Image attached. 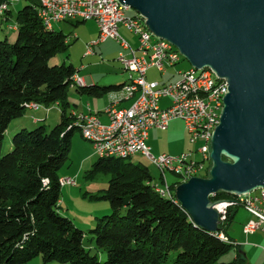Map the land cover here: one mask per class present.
I'll return each mask as SVG.
<instances>
[{
	"label": "trees",
	"instance_id": "16d2710c",
	"mask_svg": "<svg viewBox=\"0 0 264 264\" xmlns=\"http://www.w3.org/2000/svg\"><path fill=\"white\" fill-rule=\"evenodd\" d=\"M18 11L15 43L0 39V264H26L41 256L43 264H217L232 245L227 229L239 205L230 207L227 219L212 233L194 225L174 198L152 188L154 177L145 166L128 160L98 159L95 172L112 174L108 188L95 198L109 201L112 213L98 219L90 231L96 247L107 253L101 262L84 247L86 233L59 212V171L69 160L72 140L80 130L69 103V88L77 74L72 65L50 66L69 44L61 31L47 29L39 17L37 0ZM5 0H0V8ZM8 9L0 12L9 21ZM83 22V21H82ZM77 92L100 97L122 86L81 87ZM58 104L61 122L52 129L39 125L22 129L12 138V150L3 155L2 144L11 122L25 115L31 105ZM179 184L180 181L173 183ZM213 201H236L217 193ZM243 253L236 261L243 262Z\"/></svg>",
	"mask_w": 264,
	"mask_h": 264
},
{
	"label": "built area",
	"instance_id": "2783aa9c",
	"mask_svg": "<svg viewBox=\"0 0 264 264\" xmlns=\"http://www.w3.org/2000/svg\"><path fill=\"white\" fill-rule=\"evenodd\" d=\"M15 2L18 0H5L0 12L4 13L9 5ZM47 2L53 25L69 21L97 23L99 37L87 45L86 55H94V47L108 39L115 40L126 51L119 54L117 61L123 71L129 74V80L122 87V92L110 94V104L105 109L109 123H102L99 117L92 113L72 112L75 124L85 125L86 134L95 138L93 145L95 155L99 159L121 160H130L136 155L144 157L160 173V179L153 183L152 188L170 192L175 196V190L168 182L167 173L180 178L181 183L192 177H203L208 174L212 166L208 137H213L220 123L223 110L220 108V99L228 93L227 82L213 79V73L196 75L193 67L176 72L178 77L176 80L164 84L150 82L146 79L150 69H157L164 75L169 69L177 66L182 58H178L176 53L172 52L170 42L156 36L153 38L154 35L146 26L145 20H140L139 14L127 16L126 12L130 8L118 4V0H47ZM121 27L136 37L138 42L136 48L120 34ZM80 79L84 83L81 77ZM166 98L170 104L162 107L161 101ZM131 99L134 101L129 108L117 107L122 101ZM177 119L184 122L190 143L196 145L200 142L201 145L194 152L178 156L167 154L155 156L147 144L150 131L167 129L171 121ZM61 184L77 186V181L67 178L62 180ZM236 205L244 207L253 217L244 225V234L246 236L257 232L264 234V188L239 196L236 201L223 200L216 205L221 223L226 221L228 209ZM220 235L225 237L224 234ZM226 239L232 246L236 245L234 241Z\"/></svg>",
	"mask_w": 264,
	"mask_h": 264
},
{
	"label": "water",
	"instance_id": "95a60500",
	"mask_svg": "<svg viewBox=\"0 0 264 264\" xmlns=\"http://www.w3.org/2000/svg\"><path fill=\"white\" fill-rule=\"evenodd\" d=\"M173 44L197 70L228 84L211 140L208 177L176 188L194 225L219 232L217 193L236 197L264 188V0H120Z\"/></svg>",
	"mask_w": 264,
	"mask_h": 264
},
{
	"label": "rangeland",
	"instance_id": "374dc122",
	"mask_svg": "<svg viewBox=\"0 0 264 264\" xmlns=\"http://www.w3.org/2000/svg\"><path fill=\"white\" fill-rule=\"evenodd\" d=\"M28 3L29 2L27 0H18V2L9 5V11L12 16L9 21L2 22V27L0 29L1 40L7 39L10 43L16 42L17 31L13 29V27L16 26V16L18 11L24 8ZM126 14L127 16L137 15V13L131 8L126 12ZM53 26L55 31H60L58 29V25L54 24ZM59 26L66 29L65 34H67L69 30L72 31V33L68 35V40L71 43L66 52L58 54L49 62L50 66H60L65 62L67 66L72 64L78 69L84 65L87 67V70L80 72L82 77L88 73L98 74V76L102 77L101 82L104 84H107L106 82H110V80L117 78L119 73H115L116 70L112 69V66L115 68V66L118 65L116 59L118 58L121 50L118 42L110 39L96 48V57L84 56V53L86 55L87 52V45L84 46V43L89 40L88 42L90 44L93 41H96L99 37V34L98 36L96 35L99 33V29L97 31L95 21H76L74 25L61 24ZM120 34L125 39L130 41V43H135L136 37L129 33L124 27H121ZM75 35H77V39L74 38ZM96 36L97 39L92 41V39L96 38ZM153 38L156 37L154 36ZM191 67L192 66L189 61L182 57L181 62L174 68L169 69L166 75L164 74V76H162L157 69H150L146 79L150 82L157 81L164 83L169 80L171 75H175L173 80H176L178 79L176 72L186 71ZM126 76L127 77L125 78H128L129 80L128 73H126ZM76 89L77 85L69 88V102L72 101L75 104H78L77 102L81 98L76 92ZM97 100H99V102L96 103V100H94L92 103L95 109L96 106H102L105 104V98H97ZM161 105L162 107H166L169 105V100H163ZM28 109L35 108L29 107ZM35 110L37 111H35L36 116L43 118L45 121V124L43 125L47 128H54L57 125L60 114L55 109V106H49L48 108L40 106ZM25 115L26 117L31 116L28 110ZM23 117L13 120L9 125L2 144L1 152L3 155L11 152L12 138L16 133L22 129L31 131L37 127H31L29 125H27L29 127L26 128L22 127V123L25 122ZM148 140L147 142L152 147V153L155 156H159L161 154L178 156L183 153L194 152L201 145L200 142L196 145L190 143V137L185 129L184 122L180 119L174 120L167 129L153 130L149 133ZM91 144L92 143L83 138L80 130L75 133L72 140L70 158L59 171V176L61 181L67 178L76 180L77 186L62 185L59 212L62 216H68L73 221L76 228L86 233L83 241L84 247L87 250H90L92 254H96L101 262H105L107 260V253L96 247L93 235L90 234V231L96 228L99 218L112 213V208L108 200L95 198L96 195L100 193L102 194L104 190L108 188L109 181L112 179V174H107L101 171L95 173L93 172L94 165L99 158L95 155ZM128 162L134 166L141 164L142 166L147 167L148 171L155 179L154 182L160 179L159 171L144 157L136 155L128 160ZM208 175L209 173L205 174L203 177L206 178ZM166 176L169 184H171L170 186H173V183L180 181V178L171 173H167ZM175 185H178V183ZM172 188L176 193L177 187ZM159 194L161 195V193ZM251 219L252 216L244 207L239 206L237 208L236 217L227 229L228 236L234 240L236 245L232 246L227 253L221 256L217 264H264V240L262 239L264 234L262 232H257L258 234L247 237L243 232L244 225ZM240 245H242L243 248H241ZM240 251L246 255V260L243 262L236 261V257ZM175 256L176 253H171L166 264H171ZM26 264H43V260L41 256H38Z\"/></svg>",
	"mask_w": 264,
	"mask_h": 264
},
{
	"label": "crops",
	"instance_id": "0c3cea01",
	"mask_svg": "<svg viewBox=\"0 0 264 264\" xmlns=\"http://www.w3.org/2000/svg\"><path fill=\"white\" fill-rule=\"evenodd\" d=\"M76 21H69V22H61V23H56V25H58V29L61 31V32H63L64 34L66 33V29L65 28H63V27H60L59 25H61V24H67V25H74V23H75ZM96 27H97V31H98V26H97V23H96ZM53 29H54V26H53ZM65 30V31H64ZM72 33V31H70L69 30V32L67 33V34H65L66 36H67V40H68V35L69 34H71ZM98 34L99 33H97L96 35L98 36ZM97 36H96V38H93L92 39V41L93 40H95V39H97ZM75 39H77L78 37H77V35H75V37H74ZM73 38V39H74ZM136 39V38H135ZM108 40H110V39H108ZM108 40H106V41H108ZM127 40V39H126ZM89 40H87L85 43H84V46H86V45H88L89 44V42H88ZM105 41V42H106ZM128 41V40H127ZM129 43H130V41H128ZM69 45H70V41L68 40V42H67ZM104 43V42H103ZM137 39L135 40V43H130V45L132 46V47H134V48H136L137 47ZM100 44H102V43H100ZM99 44V45H100ZM99 45H97V46H95L94 47V55H85V53H84V56L85 57H91V56H95L96 57V48L99 46ZM119 46H120V44H119ZM120 53L121 52H126V51H124V49L120 46ZM116 62H117V66H115V68H114V66H112V69H115L116 70V72L115 73H119L118 75H117V78H115V79H113V80H110V82H106L107 84H104L103 82H101L102 81V77H100V76H98V74H93V73H88V74H86V75H84V77H82L81 76V74H80V72H82V71H86L87 70V67H85L84 65H82L80 68H75V66L74 65H72V64H70V65H72L75 69H76V71H77V76H79V77H81L83 80H84V85L83 86H85V87H89V86H94V85H97V86H99V87H105V86H110V85H112V86H124L125 84H127L128 83V78L126 79L125 77H127L126 76V72H124L123 71V69H122V67H121V64L117 61V59H116ZM64 64H65V62H64ZM66 65V64H65ZM168 72H166L165 73V75L167 74ZM162 76H164V75H162ZM173 78H175V75H171L170 77H169V80L167 81V82H169L170 80H173ZM167 82H164V83H167ZM108 83H110V84H108ZM164 83H162V84H164ZM83 86H81V87H83ZM74 87H75V85H74ZM121 87V88H122ZM120 88V89H121ZM119 90V89H118ZM118 90H111V91H109L108 93H106V94H104L103 96H100V97H96V96H89V95H87V94H80L79 92H77V89H76V92L78 93V95L80 96V98L81 99H79V101L77 102L78 104H75L74 102H72L71 100V102H69L70 104H71V108L70 109H68V113H70V112H72V111H76V112H82V113H92V114H95V115H97L98 117H99V119L102 121V123H104V124H108L109 123V118H108V116H107V114L105 113V109L108 107V105L110 104V94L112 93V92H116V91H118ZM105 98V104L104 105H102V106H100V105H98V106H96V109L93 107V101L94 100H96L95 102L97 103V102H99V100H97V98ZM73 100V99H72ZM77 100V99H76ZM75 100V101H76ZM163 100H169V99H163ZM162 100V101H163ZM133 99H131V100H128V101H122L121 103H119L118 105H117V107L119 108V109H122V108H129L131 105H132V103H133ZM161 101V102H162ZM169 104H170V101H169ZM52 106H55V109L57 110V112H59V114H60V118H59V120L57 121V125L61 122V109H60V107L57 105V104H54V105H52ZM162 106V105H161ZM168 106V105H167ZM41 107H43V106H41ZM48 108V107H47ZM35 109H37V108H35ZM35 109H27L28 110V112L31 114V116L29 117H26V115L23 117V119L25 120V122L24 123H22V127H24V128H26V127H29V126H31V127H36V126H38V125H43V124H45V121L43 120V118H40L39 116L37 117L36 116V114H35ZM37 112V111H36ZM174 121V120H173ZM173 121H171V123L173 122ZM26 123V124H25ZM170 123V124H171ZM27 125H29V126H27ZM56 125V126H57ZM185 125V124H184ZM49 129H52V128H49ZM186 129V128H185ZM153 130H155V129H153ZM153 130H151L150 132H152ZM149 141V140H148ZM147 144H148V142H147ZM92 145V144H91ZM149 145V144H148ZM150 146V145H149ZM151 147V146H150ZM92 148H93V151H94V147H93V145H92ZM151 149H152V147H151ZM95 152V151H94ZM152 152H153V150H152ZM162 155V154H161ZM250 214V213H249ZM251 215V214H250ZM252 216V215H251ZM253 218V217H252ZM256 234H258V233H256ZM256 234H254V235H256ZM254 235H252V236H254ZM248 237V236H247ZM249 239V238H248ZM262 239L264 240V236H262ZM234 241V240H233ZM254 243V242H253ZM245 246H248V245H245ZM240 247L241 248H243V246L242 245H240ZM254 247H256V246H254ZM240 253H243V252H241L240 251ZM244 254V253H243ZM244 257H245V259H246V255L244 254Z\"/></svg>",
	"mask_w": 264,
	"mask_h": 264
},
{
	"label": "bare ground",
	"instance_id": "6f19581e",
	"mask_svg": "<svg viewBox=\"0 0 264 264\" xmlns=\"http://www.w3.org/2000/svg\"><path fill=\"white\" fill-rule=\"evenodd\" d=\"M37 1L39 3L38 12H39L40 19L42 20L44 26L47 29H52L53 28V24H52L51 18L49 17V5H48L47 0H37ZM118 4H122L120 2V0H118ZM140 20H145V19L142 16H140ZM170 47L172 49V52L176 53L178 58H182L183 57L181 52L173 44L170 43ZM212 73H213V79L221 80V82H226L224 79H221V78L217 77V75L209 68H204V69H201V70L195 69V74L196 75H208V74H212ZM74 82L77 85H84V83L81 82L80 77H74ZM116 92H122V88L120 90L116 91ZM223 100H224V97H221V99H220V108H223V106H224ZM78 126L80 128V131L82 133L83 138L85 140L89 141L90 143H92V145H95V138L94 137H90L88 134H86V126L85 125H81V124H78ZM211 140H212V137H208V148H211ZM157 191L159 193H161V195L163 197H168L170 199L174 198L172 193H170V192L160 191V190H157ZM221 237L225 239V237H223V236H221Z\"/></svg>",
	"mask_w": 264,
	"mask_h": 264
}]
</instances>
